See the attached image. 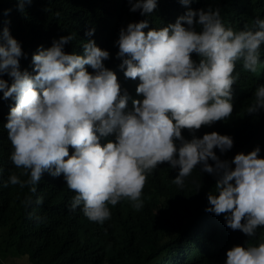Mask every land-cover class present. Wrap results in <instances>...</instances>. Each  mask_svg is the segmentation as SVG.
I'll return each instance as SVG.
<instances>
[{"label": "clouds", "instance_id": "9594fccd", "mask_svg": "<svg viewBox=\"0 0 264 264\" xmlns=\"http://www.w3.org/2000/svg\"><path fill=\"white\" fill-rule=\"evenodd\" d=\"M24 3L20 0L18 8ZM128 3L130 11L139 9L145 16L157 7V0ZM180 3L190 5L191 0ZM148 24L147 18L128 22L114 41L125 77L140 80L135 90L142 98H134L130 110H125L127 91L103 62L109 51L93 39L83 42V54L64 51L74 33L53 39L47 48L38 46L29 72L19 66L24 55L20 42L4 26L0 73H7L11 83L0 78V91L3 98L15 101L4 128L12 146L9 158L23 171L19 176L9 174L3 186L28 185L35 192L45 172L62 175L75 192L69 208H80L90 221L103 223L110 217L108 205L122 198L142 207L146 175L160 163L177 169L173 182L180 188L199 165L217 178L205 211L223 213L228 227L252 237L258 226H264L260 146L236 153L232 167L214 151L231 149L229 134L211 131L186 139L181 129L195 133L202 125L231 115L236 62L256 71L264 45V18L234 30L223 23L219 6L210 4L188 7L174 23L145 31ZM93 32L94 28L86 29L85 35ZM253 95L247 113L264 110V84H258ZM113 133L114 141L101 144L102 137ZM24 175L27 178L21 179ZM224 264H264V242L233 245L226 250Z\"/></svg>", "mask_w": 264, "mask_h": 264}, {"label": "trees", "instance_id": "16d2710c", "mask_svg": "<svg viewBox=\"0 0 264 264\" xmlns=\"http://www.w3.org/2000/svg\"><path fill=\"white\" fill-rule=\"evenodd\" d=\"M19 3L0 0V43L7 25L24 53L19 58L21 70L32 72L31 58L38 46L47 48L61 35L74 33L64 51L76 54H83V42L93 39L109 51V58L103 62L116 73L121 90L128 93L125 110L132 108L134 98H142L135 90L139 78L125 77L120 67L122 58L116 55L119 49L114 41L128 22L147 18V31L174 23L188 7L210 4L219 6L223 23L234 30L251 27L255 18H264V0H191L190 5H182L180 0H157V7L147 16L139 9L130 11L128 0H25L23 9L18 8ZM89 28H94L91 37L85 35ZM192 56L198 60L195 53ZM233 74L237 79L232 86L231 115L202 125L195 133L181 129L186 139L211 131L229 134L233 138L231 149L214 151L232 167L236 153H247L257 145L261 149L258 155L264 157V110L246 112L256 86L264 84V45L255 72L237 61ZM0 78L11 83L7 73H0ZM14 103L11 98H3L0 91V229H4L0 235V264H6L9 256H24L28 264H224L226 250L233 245L264 242V226H258L256 234L248 237L228 227L223 213L205 211L208 193L215 191L217 178L199 165L180 188L173 182L177 169L169 167L168 162L160 163L146 175L142 207L135 208L132 201L122 198L108 205L110 217L103 223L90 221L80 208H69L75 192L62 175L53 177L45 172L35 192H30L28 185L3 186L9 174L19 176L23 171L9 158L12 146L4 128ZM114 139V133L109 134L101 138V144ZM72 151L69 146V155ZM209 163L214 162L209 159Z\"/></svg>", "mask_w": 264, "mask_h": 264}, {"label": "rangeland", "instance_id": "374dc122", "mask_svg": "<svg viewBox=\"0 0 264 264\" xmlns=\"http://www.w3.org/2000/svg\"><path fill=\"white\" fill-rule=\"evenodd\" d=\"M4 232V229H0V235ZM10 254H12V250L10 251ZM14 255V254H12ZM6 264H28L27 263V259L24 256H20V257H13V256H9L6 259Z\"/></svg>", "mask_w": 264, "mask_h": 264}, {"label": "bare ground", "instance_id": "6f19581e", "mask_svg": "<svg viewBox=\"0 0 264 264\" xmlns=\"http://www.w3.org/2000/svg\"><path fill=\"white\" fill-rule=\"evenodd\" d=\"M28 263V262H27Z\"/></svg>", "mask_w": 264, "mask_h": 264}]
</instances>
